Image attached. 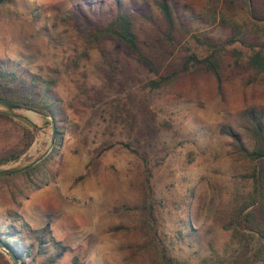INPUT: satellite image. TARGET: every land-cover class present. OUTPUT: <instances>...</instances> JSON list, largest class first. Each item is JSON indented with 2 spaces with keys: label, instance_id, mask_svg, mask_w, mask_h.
Here are the masks:
<instances>
[{
  "label": "rangeland",
  "instance_id": "1",
  "mask_svg": "<svg viewBox=\"0 0 264 264\" xmlns=\"http://www.w3.org/2000/svg\"><path fill=\"white\" fill-rule=\"evenodd\" d=\"M131 1L147 61L110 40L86 49L61 20L70 14L76 21L73 8L84 0L0 3V66L14 73L18 90L47 89L61 121L55 150L51 125L39 114L0 104V158L12 157L0 171L47 153L41 161L51 174L39 188L20 173L0 181V224L10 214L33 230L49 224L45 254L25 264L53 255L51 238L70 249L56 264L73 257L83 264H160L159 244L182 264H225L233 251L224 225L252 190L254 163L219 130L229 126L248 141L241 115L264 112V75L227 52L220 80L199 71L157 90L146 83L179 72L187 50L204 55L208 39L227 40L232 24L240 32L232 47L242 56L249 44L264 42V0H169L176 10L171 34L154 0ZM1 254L0 264H12Z\"/></svg>",
  "mask_w": 264,
  "mask_h": 264
},
{
  "label": "trees",
  "instance_id": "2",
  "mask_svg": "<svg viewBox=\"0 0 264 264\" xmlns=\"http://www.w3.org/2000/svg\"><path fill=\"white\" fill-rule=\"evenodd\" d=\"M2 2L3 0L0 1V3ZM154 4L169 33H173L176 26L174 5L169 0H154ZM73 10L76 21L70 17V14L63 15L61 20L71 24L72 28L82 35L86 49L94 48L104 40H110L124 46L136 58L145 60L135 29V9L131 0L128 3H125L124 0H84V3L75 4ZM237 27V24L230 25L232 33L225 41L217 42L211 39L205 41L203 45L206 47V54L204 55L187 50L179 72L174 73L171 77L162 76L149 80L146 86L150 90H157L165 87L179 74L199 71L209 72L217 80H220L222 56L227 52L237 59H244L247 68L257 74L264 75V42L249 44L247 52L242 56V52L237 47H232L239 41L240 32ZM260 31L261 29L257 28L253 32L255 40L258 39ZM13 74L3 71V66H0V104L7 102L18 108L31 109L39 114L44 124H50L51 128L54 126V130L52 129L53 144L57 150L61 143L59 125L61 121L58 119L60 111L56 101L46 96L47 89L43 93L18 90L14 86L18 82ZM6 109L9 112V109ZM17 117L26 128L34 127L25 117L20 115ZM241 117L245 122L247 142H244L240 134L229 126H223L219 130L221 135L232 140V147L238 153L243 154L254 163L251 173L252 190L233 209L228 222L224 225V229L231 233V242L233 240L235 243L225 264H264V112L250 108L244 110ZM11 159L10 156L0 158V165L8 163ZM46 162L47 160L41 161L16 176L23 177L31 186L30 188H39L47 183L51 175L45 173ZM0 172V181L13 177L11 171ZM36 175L39 177H34ZM144 206L143 210L152 215L149 208ZM8 219L9 223L6 225L0 224V244L9 250L19 262L25 264L28 258L35 259L37 256L45 254L46 239L50 234L49 224H46L42 229L33 230L14 214H10ZM26 236L28 238L31 236L33 241L26 243ZM154 236L156 238L155 232ZM50 242L54 247V254L45 258L40 264H56L64 254L70 251L68 247L53 238L50 239ZM159 245L161 246L157 248L156 254L160 264H182L168 253L165 246ZM4 253L7 256L5 251ZM0 256L3 257L2 254ZM10 262L12 263L11 260ZM72 264L83 263L79 262L78 257H73Z\"/></svg>",
  "mask_w": 264,
  "mask_h": 264
},
{
  "label": "water",
  "instance_id": "3",
  "mask_svg": "<svg viewBox=\"0 0 264 264\" xmlns=\"http://www.w3.org/2000/svg\"><path fill=\"white\" fill-rule=\"evenodd\" d=\"M1 105L7 107V108L10 109V110L18 109V107L14 106V105H11V104H9V103H7V102H1ZM52 129L54 130V126H53ZM53 138H54V134L52 135L51 144H53ZM46 154H47V153H46ZM46 154L42 155V156H41L38 160H36L35 162H33V163H31V164H29V165H27V166H25V167H23V168H21V169H18V170H16V171H12L11 173H12V174H19V173L24 172V171L27 170L29 167H32V166L36 165L37 163H39V162H40V161L46 156ZM2 172H3V171H2ZM0 174H1V172H0ZM0 248L3 249V250L7 253L8 258L12 261L13 264H22V263L19 262V261L17 260V258H16V257H15V256L9 251V250H7L2 244H0Z\"/></svg>",
  "mask_w": 264,
  "mask_h": 264
}]
</instances>
